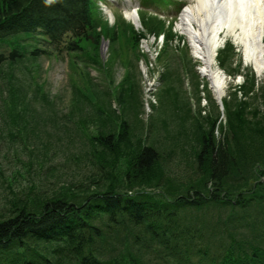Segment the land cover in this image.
Here are the masks:
<instances>
[{
	"label": "trees",
	"instance_id": "trees-1",
	"mask_svg": "<svg viewBox=\"0 0 264 264\" xmlns=\"http://www.w3.org/2000/svg\"><path fill=\"white\" fill-rule=\"evenodd\" d=\"M100 23L92 0H0V45L2 42L11 45L7 53L0 51V64L18 61L23 55L35 60L42 53L49 55L63 47L70 56L68 64L71 70L77 72L78 65L71 54L77 50L85 52L91 43L94 52L89 55V60L95 62V50L102 35L111 44L124 38L131 43L133 50L136 49L138 37L130 28L108 27L102 23L100 30H97ZM144 25L156 33L163 30L158 22L144 21ZM166 34L170 36V31ZM19 35H27L34 40L30 39L24 45L22 40L28 37L18 38ZM236 54L229 42L219 51V63L230 75L243 73L240 64L231 66ZM185 64L190 77L194 79L196 74L191 61L187 60ZM129 74L133 83L131 93L125 99L115 97L119 108L113 129L94 123L99 120L96 115L70 119L61 126L65 129L74 125L70 132L79 137L80 147L87 149L83 155L88 163L96 167V175L92 176L94 180L77 191L68 184L46 191L31 183L20 191L11 190L12 197L0 204L3 207L0 210V264H87L104 253L110 256L108 259L114 260L117 257L111 256L113 247L124 252L122 256L120 253L118 255L123 264H141V251L154 249V242L163 247L162 251H166L167 256L181 254L177 264H202L200 261L193 263L186 247L188 242L191 246L194 233H201L199 224L195 219L192 221L194 217H190L197 210L209 207L218 212L222 210L226 213L227 221H247L248 216L264 215V109L258 105L249 106L245 100L237 101L234 97L238 90L248 97V93L257 88L249 101L261 98L264 107V83L255 85L254 74L243 73L244 80L249 79L250 85L241 83L239 88L235 87L236 91H229L228 95L234 100L231 105V98L222 100L226 118L225 126H219L221 138L215 136L216 111L207 114L203 124L195 125L194 138H189L187 147L191 149L193 172H203L205 178L201 180L205 185L190 181L179 187L159 180L157 161L161 156L151 143L143 148L133 143V134L124 114L127 107L135 110L140 99L139 87L134 82L135 75L132 72ZM170 82L171 76L168 74L165 84L167 94L171 93ZM197 87L198 82L195 84L196 90ZM89 90L92 95L95 94L92 89ZM89 90L85 94L90 93ZM32 92L39 95L42 103L48 101L43 91L33 89ZM73 92L85 95L76 85ZM22 96L8 94L6 104L9 100V106H4L3 110V118L14 125L9 133L13 137H22L27 133L29 117L23 113L35 110L31 108L34 105L25 103L27 100H20L24 99ZM93 100L97 103L99 98L93 97ZM208 100L209 104L214 102L209 96ZM99 103L102 102L97 103L98 107H103ZM42 107L51 108L50 105ZM90 119L94 130L87 134L85 121ZM52 127L54 130L59 128L56 120ZM48 131L49 128L44 127L43 132ZM186 133L189 134V130ZM250 135L258 140L257 144L245 143ZM259 145L261 149L257 150ZM117 162L123 163L124 169L122 174L116 176L112 167ZM7 187L10 188L9 185ZM180 202L183 203L182 207L177 205ZM185 206L189 211H182ZM136 208L139 210L137 213L125 215V209L130 211ZM141 212L148 213L150 217L141 219ZM188 229L192 233L184 235L182 231L186 233ZM129 244L141 245V251L131 252L127 249ZM179 246H183V249L177 250ZM238 252L235 257H230L229 253L225 264H264V249L257 245H251L249 251L239 249ZM64 257L69 260L65 261ZM209 264H222V259L219 262L210 259Z\"/></svg>",
	"mask_w": 264,
	"mask_h": 264
},
{
	"label": "rangeland",
	"instance_id": "rangeland-1",
	"mask_svg": "<svg viewBox=\"0 0 264 264\" xmlns=\"http://www.w3.org/2000/svg\"><path fill=\"white\" fill-rule=\"evenodd\" d=\"M186 1L188 3L195 2V0ZM140 2L145 7L156 3L167 4L166 1L162 0H140ZM152 10L156 11L154 7H152ZM168 13L172 14L170 11ZM142 14L147 19L153 18V16L147 14V11L142 12ZM175 28L177 29V26ZM224 34L222 32V36ZM182 37L184 38V35ZM102 38L104 37L100 36L98 48L95 50L97 53L95 62H91L87 60L85 55L79 54L77 72L71 70L68 64V55L65 52H60L58 56L41 55L35 60H29L30 57L28 55H23L18 61L10 63L5 61L0 64V204L5 199L8 198L9 200L12 197L11 190L14 192L20 191L21 188H25L31 183L39 185L41 189L46 191L53 190L61 184H68L74 191H77L84 189L91 180H94L92 176L96 175V167L87 162L85 155H83V152L87 149L84 147L82 149L79 145L81 144L79 137L70 132V129H74V125H70V128L67 127L65 129L61 126L67 124L70 119L76 120V118L79 119L81 116L89 118L96 115L99 120H95L94 123L97 122L106 126V128L113 129L119 108L118 104L115 103V97L127 98L133 86L129 72L135 75L134 82L139 86L140 99L135 110L127 107V111L124 114L133 134V143L140 148H143L148 143L155 147L157 153L161 156L158 158L159 161H157V167L160 168L158 173V177H161V179L159 178L160 181L170 182L179 187L190 181H195L198 185L204 183L201 180V178H205L203 172H193L190 156L191 149L187 146L189 145V138H194L195 125L203 124L207 114H212L214 111L217 112L215 136L217 138L222 136L219 135L221 133H219V126H225L226 114L221 111L220 104L212 91L211 94L214 98L212 104L202 99L201 94L198 102V92L192 89L190 80L186 77L183 78V74L181 75V70H179L177 76H181L182 79H177L176 76L171 79V84H169L171 85L170 94L166 93L164 85L160 86L156 94L157 106L152 110L151 104L145 98L144 86L146 84L142 82L141 75L146 72H144L145 67H138L139 60L136 59L139 57L135 56L137 51L129 48L125 41H123V45L119 44L120 46L116 47V45L107 43L105 38L104 43ZM225 39L232 41L229 36ZM185 41L190 44L186 39ZM116 43L118 44L119 42L116 41ZM92 46L91 43L87 45L85 52L88 55H92L94 52ZM234 46L240 50L241 58L239 60L242 61V64L237 62L240 64V69L243 66L244 71L249 74V68L252 67L244 60L242 45L234 43ZM2 47L3 45H0V48ZM181 47L178 52L174 50L173 46L169 48L173 49V53L178 54V57L181 53L183 54V51L187 52L191 48L190 46L186 51V46ZM6 50L7 48L4 49V52ZM171 51L169 50V52ZM165 60L170 63V70L176 74V61H168L166 58ZM166 62L163 61L162 64L164 65ZM128 63H131V65H128ZM231 66L234 67V61ZM183 67L185 69L188 68L186 64ZM146 68L148 69L147 66ZM254 77L257 79L255 85L256 83H264V71ZM226 80L222 99H230L228 90L236 91L234 89L237 84L238 86L240 83L250 85L249 79L244 80L240 76H236L234 79H228L227 77ZM231 83L232 85L230 86ZM74 85L79 87L84 94L89 89H92L95 94L92 95L91 90H89L90 93L85 94L86 96L81 95L82 93L80 92V94L73 92ZM33 89L46 93L48 101L42 103L43 101L40 100L39 95L32 92ZM253 89L254 92L248 93V97H244V94H241L237 89V96L234 97L237 101L245 100L249 106L258 105L263 110L261 98H252L249 101L250 96L253 97L252 94L257 92V88ZM10 93H15V95L23 94L22 97L24 99L20 100H27L25 103L34 105L31 108L35 110L30 113L29 111L28 113H23L29 118L26 123L28 131L22 137L11 136L9 133L14 125H10L3 118L4 106H9V100L7 104L6 100L7 95ZM33 97L36 99H31ZM93 97H98V102H102L99 104L103 105V107H98V102L96 103ZM215 102L216 105L214 104ZM233 102L232 97L229 104L231 105ZM41 104L44 107L50 105L51 108L44 109ZM148 105H150V108H148ZM39 112H41V115ZM54 120H56L59 127L56 130L52 127ZM196 120L197 122H195ZM85 123L86 127L84 129L85 131L87 130L88 134L94 130V125L91 124V119L90 121L86 120ZM77 126L79 130L80 121L77 122ZM44 127L49 128L48 133L43 132ZM188 130L189 134L186 133ZM257 141L253 135L245 139L246 144L250 142L257 144ZM256 149L260 150V145ZM123 169L124 164L121 162L115 163L112 167L116 176L120 173L122 174ZM248 171L250 173L253 172L251 170ZM219 174H222V172ZM2 208L0 207V210ZM190 217H194L192 221L196 220L201 227V233L195 240L199 244L202 242L203 245L208 240L207 236H211L218 240L220 249V252L213 247L191 250L190 256L193 263L200 261L202 264H209L210 259L216 261L217 258L220 261L222 253L231 252L235 254L237 252L239 254V249L249 251L251 245H257L264 249V215L248 216L247 221L240 219L227 221L224 211L219 210L218 212L214 208L209 207L197 210ZM252 233L255 238H252ZM116 245H118L117 242ZM153 245L154 249L147 252L143 256V260L140 259L142 261L141 264H177V261L180 260L181 254L180 256H167L165 255L166 251H162L163 247L161 245L157 242H154ZM120 246H122L121 243ZM126 246L125 244L124 247L126 248ZM181 249H183V246H179L177 250ZM112 252L111 256L117 257L116 259L124 253L118 247H113ZM119 253L120 256L118 257ZM64 258L65 261L66 259L69 260L67 257Z\"/></svg>",
	"mask_w": 264,
	"mask_h": 264
},
{
	"label": "bare ground",
	"instance_id": "bare-ground-1",
	"mask_svg": "<svg viewBox=\"0 0 264 264\" xmlns=\"http://www.w3.org/2000/svg\"><path fill=\"white\" fill-rule=\"evenodd\" d=\"M126 16L130 19H135L136 14L134 12H126ZM178 27L180 32L187 36L195 55L200 58L202 62L200 71L202 74L208 76L211 81L213 94L217 99H221L226 87L224 73L214 61V52L216 51L222 32L225 33L222 37L226 38L229 36L235 43L242 45L244 60L255 70L256 74L260 75L263 73L264 0H196L194 4H189L182 11ZM260 178L262 179L261 175ZM127 187L129 189L133 188L132 186ZM177 205L182 207L183 203L180 202ZM185 210L189 211L186 206L182 211ZM137 211H139L137 208L130 211L125 209V215H128L129 212L131 214L137 213ZM149 217L150 215L148 213H140L141 219ZM126 219H129V217H126ZM182 232L184 235L192 233L189 229L186 233L184 231ZM198 236L199 233L193 234L191 246L190 242H188V246L186 247L189 251L204 247H213L218 251L220 250L216 238L207 236L208 240L202 245V242L199 244L195 240ZM253 236L255 238V235L252 233ZM210 242L212 243L210 244ZM178 244L180 245L179 242ZM141 245L129 244L127 249L131 252L136 251L139 253L141 251ZM151 250L153 249L145 248L142 250L140 259L143 260V256ZM229 253L231 254L230 257H235L238 254L237 252L235 254ZM229 253H222V264L226 263ZM106 254L104 253L100 258L90 261L87 264H123L119 258L114 260L108 259L110 256ZM215 262H219L218 258Z\"/></svg>",
	"mask_w": 264,
	"mask_h": 264
}]
</instances>
